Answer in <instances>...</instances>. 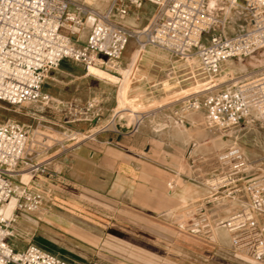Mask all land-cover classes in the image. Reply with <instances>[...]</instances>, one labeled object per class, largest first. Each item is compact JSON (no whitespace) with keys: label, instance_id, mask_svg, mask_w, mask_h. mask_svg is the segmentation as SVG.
<instances>
[{"label":"built area","instance_id":"built-area-1","mask_svg":"<svg viewBox=\"0 0 264 264\" xmlns=\"http://www.w3.org/2000/svg\"><path fill=\"white\" fill-rule=\"evenodd\" d=\"M208 1L109 0L98 9L81 0H0V101L47 104L52 98L42 86L63 61L111 71L132 40L170 59L194 61L211 82L201 94L209 127L231 131L251 113L264 122V68L247 77L220 79L227 61L264 49V0H216L219 7ZM145 4L152 6L146 24L129 25L131 13ZM217 8L220 13L239 9L245 26L226 34V17H219ZM205 34L207 42L201 43ZM58 104L86 121L101 111L93 100L82 107ZM137 126L133 123L130 130ZM30 146L24 125L13 119L0 121V264H69L35 244L18 249L8 241L18 213L37 210L43 200L30 183L48 174L50 160ZM24 175L29 177L26 181ZM199 182L209 194L185 206V228L205 237L223 228L235 255L264 264V170L256 172L239 146L231 145L218 152L215 167ZM11 200L13 206L6 212ZM227 202L239 206L222 216L218 206Z\"/></svg>","mask_w":264,"mask_h":264},{"label":"rangeland","instance_id":"rangeland-1","mask_svg":"<svg viewBox=\"0 0 264 264\" xmlns=\"http://www.w3.org/2000/svg\"><path fill=\"white\" fill-rule=\"evenodd\" d=\"M81 1L98 9H104L109 2ZM208 3L220 6L216 0H209ZM151 8L150 4H145L137 13L132 12L127 23L144 26ZM214 12L219 17H226V34H233L245 26V14L239 9L230 8L220 13L217 8ZM135 14H138L137 20ZM207 38L208 34H205L201 43H206ZM136 46L130 40L118 65L111 71L99 67L88 70L72 62L61 63L62 66H70L64 95H75L77 102L73 105L82 107L93 100L101 108L99 116L92 120H81V115H74L70 113V108L58 104V97L54 95L58 94V82L51 78L55 75L53 70L42 86L45 91L49 87L47 83H54L55 86H50L51 102L10 105L0 101V121L13 119L24 125L30 145L42 150L41 158L50 160L49 172L43 175L45 181L58 182V175H61L58 156L71 147L70 143L85 151L92 142L89 129L94 126L100 134L121 133V128H125L123 135L134 140L135 151L147 155L157 167V179L152 184V190L143 188L140 191V194L156 202L153 205L108 206L102 196H95L77 186L64 191V196L91 199L87 203L92 204L90 207L97 214L112 216L109 239L111 258L105 264H260L235 255L229 234L223 228L215 229L209 237L187 230L185 224L189 215L185 206L188 199L201 197L190 196L191 189L198 188L199 181L215 167L218 152L231 145L239 146L256 172L264 170V122L251 113L234 130L221 131L209 127L201 106V94L211 82L193 66L194 61L170 59L157 50L141 49L136 56V64L128 68ZM262 68L264 49L227 61L222 66L220 79L230 75L247 77ZM195 101L196 106L190 107ZM115 110L119 112L115 113ZM136 122L138 126L133 132L130 128ZM150 148L153 151L151 155L147 154ZM197 175L199 178L194 180ZM28 178V175L23 176L25 181ZM168 182H171V187ZM52 196L61 195L57 191ZM127 201L135 203L138 200L128 196ZM238 206L237 203L227 202L218 209L224 216ZM119 220L125 230L119 229ZM27 225L26 220L16 219L8 241L15 246L32 243L33 240L25 234H16L17 230L26 231ZM38 226H34L36 233Z\"/></svg>","mask_w":264,"mask_h":264},{"label":"crops","instance_id":"crops-1","mask_svg":"<svg viewBox=\"0 0 264 264\" xmlns=\"http://www.w3.org/2000/svg\"><path fill=\"white\" fill-rule=\"evenodd\" d=\"M133 65L129 64L128 68ZM69 67L60 64L58 70L54 71L55 75L51 76L58 82V94H53L58 97V102L76 104L75 95L68 96L63 92L68 87L65 80L70 75ZM47 84L49 87L45 91L52 95L50 86L55 85ZM97 130L96 126L89 129L92 142L85 151L70 143L71 147L58 156L61 173L58 175V182L45 181L43 176L31 180V187L39 190L43 195L42 203L35 211L17 215V219L29 223L25 228L26 231L16 232L19 236L25 234L27 238L33 240L26 245L35 244L69 264H105L106 260H110L109 239L112 216L97 214L90 207L92 204L87 203L88 200L91 202V199L64 196V191L68 188L77 186L80 190L84 189L95 196H102L108 206L156 204L153 199L151 201L149 197L140 194V191L143 188L152 190V184L157 179V167L148 160L147 155H140L135 151L132 145L134 140L126 139L124 133L100 134ZM152 152L150 148L147 154L151 155ZM136 155L139 158L137 161ZM199 185L198 188L191 189L190 196L201 197L188 199L186 205L209 194L206 186L201 182ZM55 191L61 196L53 197L52 193H56ZM128 196L138 201L135 203L127 201ZM36 224L39 225L38 233L34 227ZM118 227L120 230H125L121 227L120 220ZM34 238L38 240L35 241ZM26 245L14 246L22 249Z\"/></svg>","mask_w":264,"mask_h":264},{"label":"bare ground","instance_id":"bare-ground-1","mask_svg":"<svg viewBox=\"0 0 264 264\" xmlns=\"http://www.w3.org/2000/svg\"><path fill=\"white\" fill-rule=\"evenodd\" d=\"M141 49L142 48H140L139 46H136L135 47V55H134V57H133V59H132V61H131V63H130V66H132L134 63H136V56H137V54L141 51ZM90 67H92V66H90ZM197 103V101L195 102V104ZM115 113H117V112H119L118 110H115L114 111ZM13 203H14V201L13 200H11L9 203H8V206H7V209H6V212H9L10 211V209H11V207L13 206Z\"/></svg>","mask_w":264,"mask_h":264},{"label":"water","instance_id":"water-1","mask_svg":"<svg viewBox=\"0 0 264 264\" xmlns=\"http://www.w3.org/2000/svg\"><path fill=\"white\" fill-rule=\"evenodd\" d=\"M121 131H125V128H121Z\"/></svg>","mask_w":264,"mask_h":264}]
</instances>
